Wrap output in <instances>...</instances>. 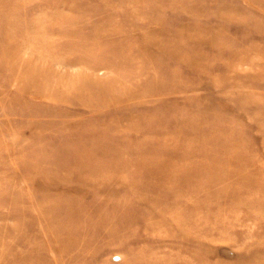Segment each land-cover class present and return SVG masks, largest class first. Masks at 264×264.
Listing matches in <instances>:
<instances>
[{
	"label": "rangeland",
	"instance_id": "obj_1",
	"mask_svg": "<svg viewBox=\"0 0 264 264\" xmlns=\"http://www.w3.org/2000/svg\"><path fill=\"white\" fill-rule=\"evenodd\" d=\"M0 264H264V0H0Z\"/></svg>",
	"mask_w": 264,
	"mask_h": 264
},
{
	"label": "bare ground",
	"instance_id": "obj_2",
	"mask_svg": "<svg viewBox=\"0 0 264 264\" xmlns=\"http://www.w3.org/2000/svg\"><path fill=\"white\" fill-rule=\"evenodd\" d=\"M96 67H98V66H96ZM183 230H184V229H183ZM186 231H187V230H186ZM186 231H185V232H186ZM184 235H185V234H184Z\"/></svg>",
	"mask_w": 264,
	"mask_h": 264
}]
</instances>
